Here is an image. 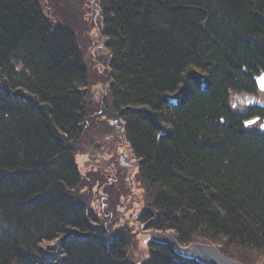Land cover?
I'll list each match as a JSON object with an SVG mask.
<instances>
[{"label":"trees","instance_id":"16d2710c","mask_svg":"<svg viewBox=\"0 0 264 264\" xmlns=\"http://www.w3.org/2000/svg\"><path fill=\"white\" fill-rule=\"evenodd\" d=\"M95 5L101 90L144 187L138 223L264 263V127L249 124L264 105L240 97L262 93L264 0ZM86 48L42 0H0V264H134L133 228L100 226L80 192L101 184L75 159L95 94ZM148 255L198 264L154 242Z\"/></svg>","mask_w":264,"mask_h":264},{"label":"rangeland","instance_id":"374dc122","mask_svg":"<svg viewBox=\"0 0 264 264\" xmlns=\"http://www.w3.org/2000/svg\"><path fill=\"white\" fill-rule=\"evenodd\" d=\"M86 2L87 4L85 0H42L53 21L69 24L78 32V36L80 33L84 37L87 44L85 58L92 72L90 94H95L92 95L93 112L86 125V134L78 144L76 161L84 175L98 172L101 184L93 190L82 186L80 192L83 190L90 193L89 207L99 217L100 226H106L110 231L124 225L133 228L135 236L128 249L129 256L135 263H141L149 256L150 242L148 234L144 233L147 229L137 220L145 204L144 187L137 176L138 163L136 160H133L134 163L128 162L125 152L129 150L126 147L123 150L124 145L120 146L123 143V136L117 131L120 125L113 121L109 98L102 91L108 87L104 68L108 64L109 55L101 36L102 26L98 19L100 11L95 5L96 0ZM98 69L101 72L98 73ZM240 97L244 106L257 99L264 103V92L254 98L249 95ZM253 124L260 126L261 120L254 121ZM262 261L263 259L254 258L248 264H263Z\"/></svg>","mask_w":264,"mask_h":264},{"label":"water","instance_id":"95a60500","mask_svg":"<svg viewBox=\"0 0 264 264\" xmlns=\"http://www.w3.org/2000/svg\"><path fill=\"white\" fill-rule=\"evenodd\" d=\"M260 77H264V73ZM259 78L257 79L258 86L260 89L264 90ZM120 125L122 126V123ZM144 233L148 234L151 241L170 245L177 254L185 258L196 259L201 264H248L226 256L213 246L197 243L190 247L183 248L180 246L179 242H177L175 236L172 233H167L160 230H146Z\"/></svg>","mask_w":264,"mask_h":264},{"label":"bare ground","instance_id":"6f19581e","mask_svg":"<svg viewBox=\"0 0 264 264\" xmlns=\"http://www.w3.org/2000/svg\"><path fill=\"white\" fill-rule=\"evenodd\" d=\"M264 73V71L263 72H261L259 75H257L256 76V78L258 79L262 74ZM257 79H256V84H257ZM257 87H258V84H257ZM113 121H115V122H120L121 123V121H120V119L118 118V117H116V116H114L113 115ZM78 152V151H77ZM77 154V153H76ZM75 159H76V157H75ZM76 163H77V161H76ZM77 166H78V164H77ZM79 168V167H78ZM79 170H80V168H79ZM80 172L82 173V171L80 170ZM83 174V173H82ZM164 232V231H163ZM165 232H167V233H172V232H170V231H165ZM173 235H174V233H172ZM175 236V238H176V240H177V242H179V240H178V238H177V236L176 235H174ZM150 242H152L151 240H150ZM154 243H157V242H154ZM203 244V245H208V246H213V247H215V248H217L219 251H221L223 254H225L216 244H213V243H210V242H205V241H193V242H191V243H189V244H187V245H182L180 242H179V244H180V246H182L183 248H187V247H190V246H192V245H194V244ZM157 244H161V243H157ZM161 245H167V244H161ZM131 246V245H130ZM129 246V247H130ZM167 246H169L171 249H172V247L170 246V245H167ZM129 249V248H128ZM173 250V249H172ZM173 252L177 255V256H179V257H182V258H185V257H183V256H181V255H179V254H177L174 250H173ZM226 256H228V257H230L229 255H227V254H225ZM125 258H127L131 263H134V264H143V262H141V263H135V261L134 260H132V257H130L129 256V250H128V254L127 255H125ZM230 258H232L233 259V257H230ZM185 259H190V258H185ZM190 260H194V261H196L198 264H201V263H199L196 259H190ZM239 261H241V260H239ZM243 262V261H242ZM264 264V263H263Z\"/></svg>","mask_w":264,"mask_h":264},{"label":"flooded vegetation","instance_id":"af4514ba","mask_svg":"<svg viewBox=\"0 0 264 264\" xmlns=\"http://www.w3.org/2000/svg\"><path fill=\"white\" fill-rule=\"evenodd\" d=\"M123 150H125V149H123ZM125 154H126V156H127V158H128V159H127L128 162H131V161L133 162L134 159L131 158V154H130V152H127V153L125 152ZM133 163H134V162H133Z\"/></svg>","mask_w":264,"mask_h":264},{"label":"snow or ice","instance_id":"6c2138e0","mask_svg":"<svg viewBox=\"0 0 264 264\" xmlns=\"http://www.w3.org/2000/svg\"><path fill=\"white\" fill-rule=\"evenodd\" d=\"M259 80L262 83V88H264V77H260Z\"/></svg>","mask_w":264,"mask_h":264}]
</instances>
